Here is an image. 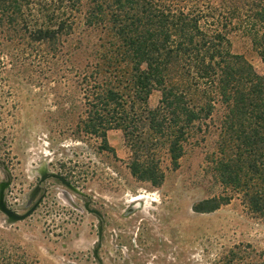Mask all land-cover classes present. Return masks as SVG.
Masks as SVG:
<instances>
[{"label": "trees", "instance_id": "1", "mask_svg": "<svg viewBox=\"0 0 264 264\" xmlns=\"http://www.w3.org/2000/svg\"><path fill=\"white\" fill-rule=\"evenodd\" d=\"M82 13L86 41L77 34ZM6 31L23 41L33 72L72 57L84 62L70 68L81 92L78 131L113 154L107 133L121 131L139 182L160 187L162 153L176 170L195 136L216 127L211 162L223 193L192 211L210 214L238 198L264 224V75L230 40L247 36L264 64V0H0ZM0 264L38 263L1 255ZM210 264H264V248L240 243Z\"/></svg>", "mask_w": 264, "mask_h": 264}, {"label": "rangeland", "instance_id": "2", "mask_svg": "<svg viewBox=\"0 0 264 264\" xmlns=\"http://www.w3.org/2000/svg\"><path fill=\"white\" fill-rule=\"evenodd\" d=\"M82 17L77 34L86 41ZM77 34L68 46L76 44ZM11 36L0 32V184L9 183L4 201L11 211L36 209L21 222L0 211L1 255L38 264H210L240 243L264 248V224L240 199L210 214L192 211L223 193L211 162L216 127L195 136L176 170L162 153L160 187L139 182L127 168L130 151L121 131L107 133L114 154L78 131L81 92L70 68L84 62L72 57L71 64L64 60L33 72L28 57L23 59V41ZM230 40L232 52L264 75L250 39L236 32ZM159 98L154 92L149 107ZM221 114L219 109L214 115L216 122ZM52 173L71 187L50 177L41 182ZM86 204L101 218L88 213Z\"/></svg>", "mask_w": 264, "mask_h": 264}, {"label": "water", "instance_id": "3", "mask_svg": "<svg viewBox=\"0 0 264 264\" xmlns=\"http://www.w3.org/2000/svg\"><path fill=\"white\" fill-rule=\"evenodd\" d=\"M48 177L56 179L58 181H60L62 184H64L67 187H71V184L63 177H61L58 174L52 173V174H44L41 177V182L45 181ZM9 183H1L0 184V211L8 218V220L10 222H21L24 221L26 218H28L36 209V205L34 207H32L29 211H27L25 214L23 215H18L17 213L11 211L5 201H4V191L5 189L8 187ZM85 210L88 213L94 214L97 217L101 218V214L95 210H91L89 208V205L86 204L85 205Z\"/></svg>", "mask_w": 264, "mask_h": 264}]
</instances>
